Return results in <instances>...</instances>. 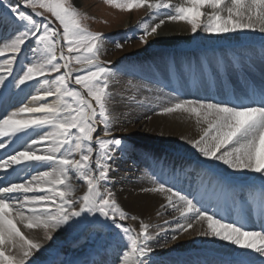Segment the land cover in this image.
Wrapping results in <instances>:
<instances>
[{
	"label": "snow or ice",
	"instance_id": "snow-or-ice-1",
	"mask_svg": "<svg viewBox=\"0 0 264 264\" xmlns=\"http://www.w3.org/2000/svg\"><path fill=\"white\" fill-rule=\"evenodd\" d=\"M105 2L128 11L147 7L157 16L169 10L165 18L186 22L193 34L198 30L264 33V0H183L179 5L172 0ZM0 8V25L17 26L0 37V149L5 152L0 156V264H39V257L30 258L43 244L26 236L21 226L42 231L45 241L52 240L57 230H66L64 226L100 237L114 227L120 233L119 264H150V224L139 220L137 231L119 223L139 218L129 217L108 187L114 152L127 149L112 133L110 83L114 74L99 59L102 34L87 28L86 17L71 0H16L15 4L0 0ZM22 9H30L31 14ZM45 13L54 17L62 31L52 26ZM34 17H42L43 22ZM165 18L153 26L144 23L141 41L146 43L165 24ZM28 44L31 55L21 61ZM73 63L80 68L74 70ZM23 87L36 94L30 103L15 107L13 89L23 91ZM48 98L53 99L49 102ZM238 99L239 104L178 99L164 105L160 114L195 116L197 123L207 126L198 139L188 143L205 159L218 161L233 172L257 174L264 186V87L253 88ZM17 142H22L23 150L15 147ZM20 172L24 175L19 176ZM13 174L20 182L9 179ZM73 179L86 186L81 195H76ZM153 184L144 191L165 194L167 203L161 207L172 208L180 218L174 232L183 234L200 226V235L243 250L232 264H264V223L260 230H252L243 217L237 221L218 215L197 195L184 194L174 184L166 186L156 177ZM216 187L212 185L213 190ZM260 203L264 218V187ZM109 247L102 243L87 264H108Z\"/></svg>",
	"mask_w": 264,
	"mask_h": 264
},
{
	"label": "bare ground",
	"instance_id": "bare-ground-1",
	"mask_svg": "<svg viewBox=\"0 0 264 264\" xmlns=\"http://www.w3.org/2000/svg\"><path fill=\"white\" fill-rule=\"evenodd\" d=\"M204 11L210 12L211 9L205 8ZM127 26H129L128 22H126L120 28L125 29ZM186 29L181 26H170L169 24H164L159 29L157 34L151 35L147 38V43L150 44V46H155L159 49L169 50L167 51L169 54V59L167 60L168 63H170V57H173L172 55H176V47L187 39ZM248 31L250 30H245L244 32ZM257 36H260L258 37L259 39L264 38V33H261L258 30L253 31L250 35V39H253ZM225 41L226 40H223L222 42ZM232 41L237 45L241 42V40L238 41L236 39H233ZM259 47V50H253L252 48L250 49L245 45L240 46L239 44L237 47H235V51L227 49L226 51H220L224 53L214 55L213 57H211L212 55L207 57V54L209 55L210 53L198 48L200 50L195 51V53L193 52L195 57L192 64L186 62L187 58H189V60H192L193 58L188 54H186L187 58L183 57V64L179 63L181 67L180 70L185 69L184 71H187L188 69H191L195 71V73L192 72L190 74L188 85L184 83L182 85H190L192 92H201L204 98H208L206 96L207 93L211 94L212 89L217 90L218 88H221V82L227 80L230 82L229 90L236 93V95H232L236 97L237 100L238 98H243L245 94H243L242 89L239 90L237 87L239 85H233V81L229 78V74H231V72L236 74L238 69H240L242 76L244 74V81L245 79H248L252 87H257V85L264 87L262 86L264 83L261 79V77H264V71L262 75V70L260 69V67H262L264 70V46L259 45ZM139 49L141 48H139L138 44L133 43L131 46L124 48L123 51H116L114 54L115 60L117 61V58H121L123 61L127 60L125 62L122 61L124 67L125 65L129 67L130 64H132V60H134V63H137V65L141 64L139 65V70L144 71L143 73L151 76L152 78H156L158 82L161 81V79H167V77H169V73L167 71H169L168 69L170 66H166L164 63L165 54L159 53L158 60L156 59L157 62H153L150 58L147 62L144 59L146 58L144 57V52H137ZM185 64L186 68L184 67ZM220 64L222 68L220 67ZM117 67L118 70H122V66L118 65ZM206 68H208V71L214 75L216 86H213L212 78L209 77L211 79V81H209L210 79L208 80L206 74L203 72V69ZM155 69L156 72L158 74L161 73V75L157 76V74H154ZM162 71L166 73H163ZM222 73H225L224 79H222ZM130 77L132 76L120 74L119 76L117 75V83L114 84L113 87L115 91L120 93V96L117 98V100H123L122 105L118 108H115V113L113 114V127L114 130L122 131L125 135L130 136V142L127 144L129 146L127 151L124 152L122 156L115 157L116 163L113 166V169H118L119 173L113 175L112 181L119 185L117 196L119 197L121 203L129 211L128 213H131L132 216L139 218L137 221L130 220V222L136 227V230L139 231V220H143L144 222L149 223L151 226L150 232L153 234V239L149 242L152 249V251L149 253V259H151L150 264H176L175 262H178V264L179 262L180 264L232 263L237 259L236 254L243 250H240L230 243L220 240L219 238L200 235V226H196L189 232L183 234L174 232L176 222L180 218L172 208L161 207V205H166L167 203L165 194L144 191L145 188L154 186L153 179H151L146 173H142L140 171H144L140 165H124L121 163V161L125 160L127 157L132 155L136 156L135 154H149L151 156V161H153L154 164V159L161 156L165 157L164 160H169V162L172 164L171 166L174 165L173 170H180L184 173H189L191 176H203V179L205 180L209 179L210 172L213 170V166L216 164L218 166L221 165V167L225 166L222 163L213 160L204 159L203 162L199 161L196 158L198 157L199 152L193 148L190 143H188V141L199 138V136L202 134L201 130L207 126L206 124L197 123V118L195 116L189 115L188 113L177 112L171 114H160V110L164 105L183 98H179L178 96H176V100L160 98L162 94H160L155 88L150 90L146 89L145 87L140 88L141 84L134 80L131 81V84L124 83L129 81ZM172 84L175 85V83ZM247 91L248 86L246 87V93H248ZM204 92L205 94H203ZM227 92L229 93V91ZM219 94H224L223 89L222 91H219ZM132 97H135V99H132ZM221 99L224 100V96L221 97ZM229 100L230 98L227 97V103ZM142 112L147 113V115L142 114ZM132 123L139 124L135 126L132 125ZM139 130L144 136L140 134ZM145 135L147 137H145ZM151 143L153 144V147L151 146ZM135 144L137 147L134 146ZM133 148H138L139 153H135ZM10 150L11 149H9V151ZM4 154V150L0 149V156H3ZM188 158L192 159L194 162L198 161V164L193 165L192 167H190V164L189 167H185L187 164L185 166H181L179 164L180 161L185 162L184 160ZM144 159L145 161L148 160L146 158ZM161 165H163L162 162H160L159 166ZM43 169L47 170L46 168ZM214 171L215 175L224 179V185H227L226 183H232L236 184L238 188H240L241 185H251L257 190H260L262 187H264L261 185L258 175L254 173L237 172L235 177L230 178L224 174H219L216 172V170ZM1 174L2 173H0V175ZM23 175V172L19 173V176ZM13 177L17 178V175L13 174L9 177V179L13 180ZM171 182L172 181L169 180L168 184L172 185L173 182ZM177 184H181V181H175L174 185ZM199 187L200 192H208L206 188L202 186ZM240 208L241 206L237 207V209ZM157 213L160 214L157 215ZM261 219L264 218L261 216ZM165 220L169 221V223L165 224ZM21 231H23L29 238L41 242L44 248L51 247L54 237L57 235V232H54L53 239L50 241H45L43 232L40 230L28 231L21 226ZM173 234L177 235L176 240L171 239ZM110 252L112 253L111 256H115L117 253L113 250ZM34 255L36 258L39 257V260L44 259L43 250L42 252L34 253ZM203 256H210L211 260L207 263ZM33 257L30 259H33ZM257 259L259 260L260 258L257 257Z\"/></svg>",
	"mask_w": 264,
	"mask_h": 264
},
{
	"label": "rangeland",
	"instance_id": "rangeland-1",
	"mask_svg": "<svg viewBox=\"0 0 264 264\" xmlns=\"http://www.w3.org/2000/svg\"><path fill=\"white\" fill-rule=\"evenodd\" d=\"M6 2H10V3L15 4L16 0H6ZM71 3L77 8V10L81 13V15L83 17H86V19L83 20V23L87 26V28L92 32L101 33L103 36V40L101 42V47H100L99 59L101 62H103L105 64V66L112 69L113 74L115 73L113 75V78H112L111 83H110V90L112 91L113 96H114V102L110 106L111 111H112V115L115 113V108H118L119 106H121L122 101H123V100H121V101L117 100V98L120 96V93L115 91L113 88L114 84L117 83V75L119 76V74L125 75V76H132V77H130L129 81L124 82L126 84H131V81L134 80V81L141 84L140 88L145 87L148 90L155 88L156 90H158V92L160 94H162L160 98L175 99L176 100V98H177L176 96L174 97V96L166 95L165 93H163L161 91V89H159L160 88L158 86L159 83L156 80V78H152L151 76L143 73L144 71L139 70L140 69L139 65H141V64L137 65V63H134V60H132V64L129 63L130 64L129 67H127L125 65V67H126L125 68L123 65V62H125L127 60L123 61L121 58L120 59L117 58V61H116L115 57H114V54L116 51H123L124 48L131 46L133 43H137L139 48H141V49L137 50V52H139V51L144 52V57H146V58H144L145 61L148 62V60L150 58V59H152L153 62H157L158 54L163 53V54H165V59H166V60L164 59V63L166 66H169V63L167 60V59H169V57H168L169 54L167 52L169 50L159 49L155 46H150V44H148L147 42L146 43L142 42L140 39V37L143 35L144 23H147L149 26H153L155 23L159 22V19L165 18L166 14L169 12V10H161V14L159 16H157V15L153 14L152 12H150V10L147 7L134 8L130 11L121 10V9L115 7L114 5H110V4L106 3L105 0H71ZM172 3L174 5H179V4L183 3V0H172ZM22 10L26 11L28 14H31L30 9H22ZM0 11H3V9L0 8ZM45 17H47L48 19H51L53 21L52 26L57 27L59 29V24L57 21H55L54 17H51V15L49 13H45ZM34 19H36L38 22H41V23L43 22L42 17H34ZM202 19H206V18H202ZM126 22L129 23V26H127V28H125V29L120 28ZM165 24H169L170 26L171 25L172 26H181V27H184L185 29L187 28L186 29L187 39L185 41L181 42V44H179L176 47L175 50H177V51H175L176 55H174L176 57L177 56L184 57L185 54H189L191 52L200 50L198 48H201V49H203V51L209 53L208 50L214 49L213 46H215V45L222 46V45L226 44L229 47L235 48L239 44H240V46L245 45L247 47H249L247 45V43L253 44L252 45L253 47L259 46L257 44H264V38L259 39L258 37H260V36H257L253 39H250V35L253 32L251 30L248 32L238 31L235 33H226V34H209V33L203 32L201 30H198V32L196 34H193L191 32V26L189 24H187L186 22L168 21L165 18ZM16 27H17L16 25H10V26L0 25V37H5L9 34V32L15 31ZM159 29H157V32L155 34H157L159 32ZM59 30L62 31V29H59ZM155 34H153V35H155ZM233 39H236L238 41L241 40V42L238 43V45H237L235 42L232 41ZM223 40H226V41L222 42ZM117 45H120V47H117ZM30 47H31V44L25 45L23 53L19 57V59L21 61H23L26 56L30 57V55H31V53L29 52ZM208 48H210V49H208ZM229 50L235 51L236 48L235 49H229ZM253 50H255V49H253ZM257 50H259V49H257ZM192 54L193 53H191V56H192ZM212 56H214V55H212ZM128 60H130V59H128ZM180 64H183V62ZM118 65L122 66V70L117 69ZM184 67H186V64ZM220 67H221V64H220ZM17 68H18V65H17ZM72 68L74 70L79 69L80 65L73 63ZM260 69L262 70V75H263L264 70L262 69V67H260ZM235 72H237V71H235ZM74 74H76V73L74 72ZM154 74H157L156 69L154 70ZM55 75H56L55 73L52 74L53 77ZM162 75H164V74H162ZM233 75L234 74L231 72V74H229V78L233 81L232 83L234 84V76ZM161 80L166 81V79H161ZM263 83H264V80H263ZM70 86L75 87V88H79V86L75 85L74 83H71ZM262 86H264V85H262ZM237 87L239 88V90L242 89L241 86H237ZM13 91L17 93V95L12 100V103L15 105V107L22 106V104H24V103H30L31 102V95L36 94L34 92V90L31 89L30 87H23V91H21L20 89L14 88ZM52 99L53 98H48L49 102H51ZM190 99H192V98H190ZM15 107L10 108L9 111L15 110ZM142 114L147 115V113H144V112H142ZM137 124H139V123H136V124L132 123V125H135V126ZM113 125H114V122H113ZM113 125H112L113 136L115 138L121 139L124 142V147L126 149L129 148V146L127 144L130 142V136L125 135L124 132H122V131L114 130ZM139 132L141 135H143L140 130H139ZM145 137H147V136L145 135ZM18 143H19V145H18ZM136 144L134 145L135 147H137ZM21 145H22V142H17L15 147L18 150H22L23 147ZM152 145L153 144L151 143V146ZM138 148H135V149L133 148V151H135V153H139ZM122 155H123V153H121L119 150L114 152L115 157L122 156ZM135 155L136 156L132 155L130 157H127L125 160H122L121 163L124 165L125 164H129V165L144 164L143 166L140 165L144 169V171L143 170H140V171L142 173H146L151 179L156 177L155 173L153 171L154 164H153V166H150V162H148V161L143 163V159L144 158L148 159L149 154H147V155L135 154ZM159 158H160L159 162H162V164L164 163V161H166V160L163 161V158H165V157H163V158L161 156L156 157V159H159ZM196 158L202 162L205 159L200 153H199L198 157H196ZM156 159H154V162L156 161ZM141 161H142V163H141ZM184 161L185 162H182V164H180V163L179 164L181 166H183V163H185V165L186 164L188 165V166L186 165V167H189V164H190V167H192L194 165L193 164L194 161L190 158L185 159ZM166 162H169V160ZM115 163H116V160H114L112 162V169L110 172L111 179H110V182L108 184V187L114 193V197L117 200L118 204L121 206V208L125 212L128 213L129 211L125 208V206L121 203L119 197L117 196V190H118L119 185L115 184L112 181L113 175L119 173L118 169H113V166L115 165ZM146 164H148V165H146ZM173 168H174V165H173ZM212 169L216 170V172H218L219 174H221V175L224 174L230 178L235 177V174H237V172H233L231 169H228L226 166L221 167V165L218 166L217 164L215 166H213ZM40 170L43 171L44 169L42 168ZM177 171H180V170H177ZM180 172H182V171H180ZM212 175H214V174H212ZM2 176H3V174L0 175V178H2ZM13 178H14L13 181L19 182L16 177H13ZM158 178L161 179L160 176ZM210 178L211 177H209V179ZM220 178L216 179V180L214 179L213 183H211V182L205 183V185H202V186H204L206 188H210V190L213 192V194H215V190L212 189V185L213 184L216 185V183H219ZM186 181L188 183H191V184H193L192 182H195V180H191L190 178H188ZM72 183H73L74 188L76 189V195H81L83 193V191L86 190V186L82 182H78L75 179H73ZM197 183L198 182L196 181V184ZM234 185H236V184H234ZM230 189L233 190V189H235V187L232 186ZM184 190L186 191V193L188 192L190 194H194L197 196L199 195L198 198H200V199H202L205 196V195L199 194L200 189L199 190L190 189L191 190L190 191L188 189V186L185 185ZM248 192H250V191H248ZM209 209H210V211L217 212L218 215H220L221 211H222V209H218V208H217V210H213L211 207H209ZM128 215H129V217L132 216L131 213H128ZM130 220L131 219H128L126 221H119L118 220V222L123 223L126 226H131V227L136 229V227L130 222ZM109 223H111V222H109ZM64 228L66 230H57V235H56V237H54L55 242L54 241L52 242L53 244L51 247H47V248L43 247V249L40 250V252H42V250H43L44 259L39 260V264H60L61 261H63L64 264H87V262H89L93 258L94 252L100 248V245L102 243H107L110 245L108 255H107L108 264H119L120 245L117 242L120 240V233H119L118 229L113 227L110 229V231L108 233H105L103 235V237H100V236H97L94 232H90V231H86V230L85 231H73V230L67 229V226H64ZM28 231H30V230H28ZM56 240H57V242H56ZM111 250H113L114 252H117L115 256H111L112 255V253L110 252ZM35 258L36 257L34 255L33 259H35ZM206 258L210 260V257H206ZM204 260L206 261V259H204ZM150 261H151V259H150Z\"/></svg>",
	"mask_w": 264,
	"mask_h": 264
}]
</instances>
